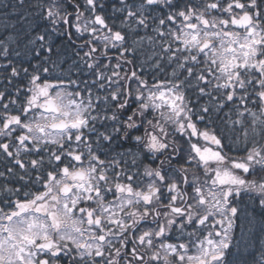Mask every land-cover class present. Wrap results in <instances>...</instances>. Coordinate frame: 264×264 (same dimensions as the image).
I'll use <instances>...</instances> for the list:
<instances>
[{
  "label": "snow or ice",
  "instance_id": "obj_1",
  "mask_svg": "<svg viewBox=\"0 0 264 264\" xmlns=\"http://www.w3.org/2000/svg\"><path fill=\"white\" fill-rule=\"evenodd\" d=\"M0 264H264V0H0Z\"/></svg>",
  "mask_w": 264,
  "mask_h": 264
}]
</instances>
